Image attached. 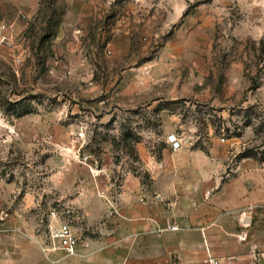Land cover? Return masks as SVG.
I'll use <instances>...</instances> for the list:
<instances>
[{
    "label": "rangeland",
    "instance_id": "1",
    "mask_svg": "<svg viewBox=\"0 0 264 264\" xmlns=\"http://www.w3.org/2000/svg\"><path fill=\"white\" fill-rule=\"evenodd\" d=\"M0 264H264V0H0Z\"/></svg>",
    "mask_w": 264,
    "mask_h": 264
},
{
    "label": "built area",
    "instance_id": "2",
    "mask_svg": "<svg viewBox=\"0 0 264 264\" xmlns=\"http://www.w3.org/2000/svg\"><path fill=\"white\" fill-rule=\"evenodd\" d=\"M173 149L182 146V140L176 134H171L169 139ZM80 237L77 230L68 221L59 222L50 226L48 242L44 244V251L48 258L59 261L64 257L77 255L80 252Z\"/></svg>",
    "mask_w": 264,
    "mask_h": 264
},
{
    "label": "crops",
    "instance_id": "3",
    "mask_svg": "<svg viewBox=\"0 0 264 264\" xmlns=\"http://www.w3.org/2000/svg\"><path fill=\"white\" fill-rule=\"evenodd\" d=\"M81 248V247H80Z\"/></svg>",
    "mask_w": 264,
    "mask_h": 264
}]
</instances>
